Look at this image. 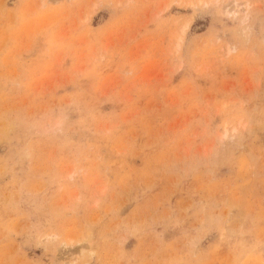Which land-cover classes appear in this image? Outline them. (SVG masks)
Listing matches in <instances>:
<instances>
[{"label": "rangeland", "instance_id": "1", "mask_svg": "<svg viewBox=\"0 0 264 264\" xmlns=\"http://www.w3.org/2000/svg\"><path fill=\"white\" fill-rule=\"evenodd\" d=\"M0 264H264V0H0Z\"/></svg>", "mask_w": 264, "mask_h": 264}]
</instances>
